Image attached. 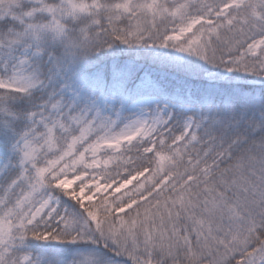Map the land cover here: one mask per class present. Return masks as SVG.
I'll return each instance as SVG.
<instances>
[{
  "label": "snow or ice",
  "instance_id": "obj_1",
  "mask_svg": "<svg viewBox=\"0 0 264 264\" xmlns=\"http://www.w3.org/2000/svg\"><path fill=\"white\" fill-rule=\"evenodd\" d=\"M0 264H264V0H0Z\"/></svg>",
  "mask_w": 264,
  "mask_h": 264
}]
</instances>
